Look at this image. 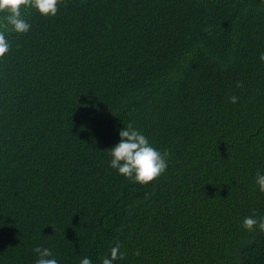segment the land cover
<instances>
[{"label": "trees", "instance_id": "16d2710c", "mask_svg": "<svg viewBox=\"0 0 264 264\" xmlns=\"http://www.w3.org/2000/svg\"><path fill=\"white\" fill-rule=\"evenodd\" d=\"M25 18L0 59V264H36L37 246L102 264L117 244L114 264H264V232L241 227L264 218V0ZM128 123L170 152L147 185L110 167Z\"/></svg>", "mask_w": 264, "mask_h": 264}, {"label": "clouds", "instance_id": "9594fccd", "mask_svg": "<svg viewBox=\"0 0 264 264\" xmlns=\"http://www.w3.org/2000/svg\"><path fill=\"white\" fill-rule=\"evenodd\" d=\"M63 2L64 0H0V59L5 58L11 48L8 34L23 35L29 32L31 25L25 18L29 10L35 9L45 18L55 17ZM259 59L264 62V52L260 53ZM236 86L241 87L242 84L237 82ZM229 101L235 104L238 97L231 96ZM119 136V143L109 149L112 169L117 170L130 182L140 185L152 183L165 173L169 151L157 150L132 123L120 130ZM255 184L259 191L264 193V174L260 171L256 173ZM241 227L248 232H264V218L257 219L253 213L243 219ZM33 252L37 254L36 264H58L49 248L37 246ZM124 256L117 244L111 248L110 255L103 258L102 264H114V261L124 259ZM80 264H92V261L85 257L81 259Z\"/></svg>", "mask_w": 264, "mask_h": 264}]
</instances>
